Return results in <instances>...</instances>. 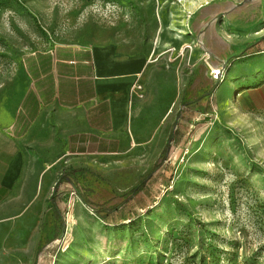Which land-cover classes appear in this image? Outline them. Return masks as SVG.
<instances>
[{
  "label": "rangeland",
  "instance_id": "374dc122",
  "mask_svg": "<svg viewBox=\"0 0 264 264\" xmlns=\"http://www.w3.org/2000/svg\"><path fill=\"white\" fill-rule=\"evenodd\" d=\"M262 34L264 0H0V108L26 92L32 52L111 43L137 61L136 143L52 164L64 178L54 202L42 193L27 264H264V66L247 63Z\"/></svg>",
  "mask_w": 264,
  "mask_h": 264
},
{
  "label": "crops",
  "instance_id": "0c3cea01",
  "mask_svg": "<svg viewBox=\"0 0 264 264\" xmlns=\"http://www.w3.org/2000/svg\"><path fill=\"white\" fill-rule=\"evenodd\" d=\"M263 36L254 42L257 53H264ZM256 62L259 68L264 66V55L247 61ZM136 63L118 55L111 43H61L27 55L26 92L18 104L0 108L4 260L27 264L35 255L41 224L37 210L59 178L50 169L55 161L67 160L74 169L90 157L116 154L136 143L137 112L131 92ZM172 126L157 137L161 152ZM60 169L62 175L65 169Z\"/></svg>",
  "mask_w": 264,
  "mask_h": 264
},
{
  "label": "trees",
  "instance_id": "16d2710c",
  "mask_svg": "<svg viewBox=\"0 0 264 264\" xmlns=\"http://www.w3.org/2000/svg\"><path fill=\"white\" fill-rule=\"evenodd\" d=\"M262 39H264V36L262 37ZM254 45H255V43L251 44V45L248 46V47H252V46H254ZM248 47H247V48H248ZM207 94L209 95L210 93L208 92ZM192 102H194V100H193V101H187V102H185V103H183V104L186 105L187 103H192ZM179 138H180V129H179V125H173L172 128H171V132H170V135H169V138H168L167 144L165 145V147L163 148V150H162V152H161L163 155H165V159L169 156V152L171 151V144L174 143V142H176V141H178ZM158 166H159V165L155 164V166L153 167L152 172H155V171L157 170ZM69 174H70V173H64V176H65V177H68ZM63 178H64V177H62V175H60L58 182H57V183L55 184V186H54V193H53V195H52V197H51V198H52V202L55 201V195H56V193H57V190H58L59 184L61 183L60 180H62ZM147 178H148V177L142 179L137 185H135V186H133V187L131 188V190H130V194H131V195H130V197H129L128 199L125 200V202H128V201L131 200V199H134L135 197H137V196L141 193V191L144 190V188L146 187V184H147V181H146ZM73 188H74V190L80 195L81 200H82L85 204H90V203H91V201H90V200H89L84 194L81 193L80 189L78 188V186H77L76 184H73ZM154 202H155V201H153L150 205H152ZM146 207H147V205H142V206H141V208H146ZM104 210H105V209H99V210H96V212H101V211H104ZM115 210H117V208H114V209L110 210L109 213L103 215L102 218L105 219V218H106V215H108V214H113V212H114ZM55 212H56V215H57L58 217H61L60 210H59L57 207L55 208ZM116 212H117V211H116ZM62 227H63V226H62Z\"/></svg>",
  "mask_w": 264,
  "mask_h": 264
},
{
  "label": "built area",
  "instance_id": "2783aa9c",
  "mask_svg": "<svg viewBox=\"0 0 264 264\" xmlns=\"http://www.w3.org/2000/svg\"><path fill=\"white\" fill-rule=\"evenodd\" d=\"M219 74H222L221 73V69H218V70L215 71L214 78H218Z\"/></svg>",
  "mask_w": 264,
  "mask_h": 264
},
{
  "label": "bare ground",
  "instance_id": "6f19581e",
  "mask_svg": "<svg viewBox=\"0 0 264 264\" xmlns=\"http://www.w3.org/2000/svg\"><path fill=\"white\" fill-rule=\"evenodd\" d=\"M211 66V65H210Z\"/></svg>",
  "mask_w": 264,
  "mask_h": 264
}]
</instances>
